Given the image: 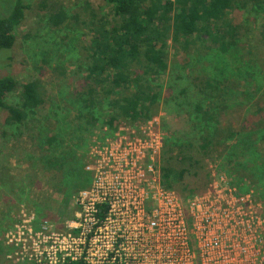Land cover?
Segmentation results:
<instances>
[{
    "label": "trees",
    "instance_id": "trees-1",
    "mask_svg": "<svg viewBox=\"0 0 264 264\" xmlns=\"http://www.w3.org/2000/svg\"><path fill=\"white\" fill-rule=\"evenodd\" d=\"M12 2V6L5 4V10V0H0V114L4 120L0 138L40 133L45 140L38 150L33 145L26 154L33 170L27 173L29 179L41 178L42 167L55 177L54 184L47 185L53 189L51 203L32 201L31 191L25 188L24 201L32 204V210L27 208L36 214L37 228L51 218L56 227L72 218L75 196L92 184L86 168L96 141L113 137L124 123L139 129L160 113L166 116L159 159L164 189L177 192L184 203L202 196L212 184L208 162L222 160L231 182L239 179V193L253 191L264 202V161L258 141L250 131L232 128L246 119L247 85L252 81L237 57L245 44L238 16L247 12L259 19L264 0H101L109 10L103 14L87 3L90 36L85 37L86 47L74 57L71 70L79 77V86L65 98L70 107L49 112L42 109L45 99L39 80L23 85L18 103L10 104L20 84L10 71L12 58L7 55L16 46V32L31 8L30 0ZM66 21L64 11L50 16L57 28ZM170 45L176 60L182 59L187 66L192 53L207 55L209 61L200 67L196 55L195 68H183L195 70L194 74L170 70ZM168 73L164 91L161 81ZM63 76L69 77L66 71Z\"/></svg>",
    "mask_w": 264,
    "mask_h": 264
},
{
    "label": "built area",
    "instance_id": "built-area-1",
    "mask_svg": "<svg viewBox=\"0 0 264 264\" xmlns=\"http://www.w3.org/2000/svg\"><path fill=\"white\" fill-rule=\"evenodd\" d=\"M157 118L120 127L88 157L89 188L57 229L22 207L9 259L33 264H264V202L224 182L185 203L161 183ZM190 220V221H189Z\"/></svg>",
    "mask_w": 264,
    "mask_h": 264
},
{
    "label": "rangeland",
    "instance_id": "rangeland-1",
    "mask_svg": "<svg viewBox=\"0 0 264 264\" xmlns=\"http://www.w3.org/2000/svg\"><path fill=\"white\" fill-rule=\"evenodd\" d=\"M12 1L5 0L2 5L5 10L7 9L5 4H11L12 6L14 3ZM87 3L91 5L92 9H95L96 13L103 14V12L108 13L109 11L108 8L102 5L101 0H30L31 8L26 11L25 20L16 32L17 44L12 52L7 55V57L12 58L11 63L7 61L11 66L10 71L20 84L18 91L11 95L10 104H13V102L18 103V92L20 93L23 85L33 80H39L45 99V105L42 107L43 112H49L54 108L66 110L67 107H70L65 98L67 94L72 95L74 93L80 82L79 77L71 73L72 66L76 62L74 57H79V52L81 54L82 49L86 47L85 43L88 42L85 37L90 36L89 32L86 31L89 28L86 24L87 17L90 15L85 6ZM59 11L65 12L67 21L57 28L51 25L50 16ZM238 18L240 30L245 35V44L239 47L237 57L241 60H239L242 62L241 65L247 70L252 81H249L247 85L249 99L248 106L245 108L246 119L238 125L234 124L235 126L232 128L238 129L241 133L248 131L252 133V139L258 141L257 150L260 160L263 162L264 12L259 19L254 18L247 12H240ZM168 52L170 70L174 69L180 72V70H185L183 68H188V70L192 67L195 68L197 61L195 64L194 60L197 53L190 55L187 66L182 59L176 60L172 45H170ZM197 56H199L197 60L201 62L198 66L201 67L202 64L208 63L209 58L207 55ZM64 71L69 76L66 80L63 76ZM187 72L194 74L195 70ZM168 78L169 73L161 81L164 91L167 88ZM104 110H107V107ZM163 116L160 113L153 120L157 118L159 123L163 124L166 122V116ZM2 118L3 115L0 114V125H3L4 120ZM41 119L43 118L41 117ZM32 124L38 125L36 121ZM124 125L127 126L124 123L121 127H124ZM162 132L165 134L164 131ZM260 137L262 139H259ZM44 141L40 137V133H35L33 137L13 138L10 134L2 139L0 138V264H33L17 262L15 258L9 259L12 250L6 245L5 240L6 235L18 222L21 208L24 207L27 211L28 208L32 210V204L30 206L24 201L26 189L28 192L31 191L32 201H46L48 203L55 201L52 187L47 186L50 183L51 185L54 184L55 180L52 179L55 177L53 174H48L50 173L47 170L48 168H45V170L42 167L41 178L31 180L27 177V173H32L33 170L26 154L33 151V145H36L38 150ZM208 166L213 183L220 184L223 179L224 182L226 181L228 184L230 182L231 185L236 186L237 189L239 188V179L235 178V181L231 182L228 173L224 170V161H209ZM29 186H32V189L28 188ZM34 215L36 217L35 213ZM54 221L55 219H48L43 225L50 226L52 230L57 229L58 227H56Z\"/></svg>",
    "mask_w": 264,
    "mask_h": 264
}]
</instances>
